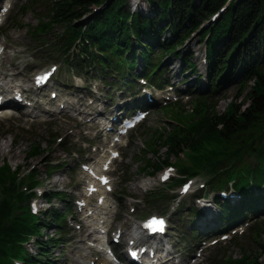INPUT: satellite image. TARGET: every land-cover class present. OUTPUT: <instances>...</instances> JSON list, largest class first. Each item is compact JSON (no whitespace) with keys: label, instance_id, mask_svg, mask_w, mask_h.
Listing matches in <instances>:
<instances>
[{"label":"trees","instance_id":"obj_1","mask_svg":"<svg viewBox=\"0 0 264 264\" xmlns=\"http://www.w3.org/2000/svg\"><path fill=\"white\" fill-rule=\"evenodd\" d=\"M143 1L146 4L144 12L130 10L128 0H50L49 20H38V24L28 26V30L32 36L45 40L44 43H51L45 38L47 33L43 32L52 27L51 19H57L64 27L56 35L54 45L63 51L61 55L65 56L66 65H73L80 71L95 65L100 75L114 74L115 83H120L130 82L138 63L143 66L142 74L156 84L164 74L162 58L177 53L184 40L192 33H198L205 44L209 62L207 88L195 90L197 99L191 102L198 103L191 111L195 122L177 125L164 140L167 150L162 157L153 146L151 151L156 155V162L148 167L153 171L162 162L167 164L170 154L177 156L183 149L193 152L199 148L197 154L177 169L188 177L202 175L203 186L210 191L232 187L243 194L241 201L234 205L220 203L218 221L225 226L227 219L255 209L259 204L264 205V194L254 196L249 190L251 182L259 186L264 176V0ZM224 5L219 17L209 21L211 15ZM92 7L100 8L93 11ZM28 8L26 2H22L13 10L11 18L16 25H20L16 21ZM91 11L90 18L82 20V16ZM166 29L171 37L161 39ZM73 46L79 47L78 53L70 50ZM184 61L185 68L194 67L189 57ZM235 75L242 77L237 83L235 97L242 96V100L247 101L246 106L242 108L231 100L219 113L213 99L224 81L228 82ZM175 106L181 109L178 104ZM201 138L204 143L199 145ZM157 143L162 142L155 140L154 145ZM30 148L27 157L37 156L42 150ZM183 180V177L171 178L166 186L172 188ZM22 184L23 180L19 185L17 172L8 163L0 165V264H15L16 259L25 264H56L46 256L49 254L47 246L57 245L58 240L52 235L43 238L40 229L54 224L57 226L55 234L62 235L65 220L61 218L62 213L47 208L39 225H35L38 219L31 215L27 202L33 192L20 191ZM200 190L202 194L204 189ZM165 197L162 192L150 195L155 199L153 201ZM184 203L179 205L180 208ZM189 209L194 214L192 204ZM29 231L30 235H36L35 255L22 247V242L29 236L23 233ZM252 253L243 252L238 259L229 258L228 264H254L258 256Z\"/></svg>","mask_w":264,"mask_h":264},{"label":"rangeland","instance_id":"obj_2","mask_svg":"<svg viewBox=\"0 0 264 264\" xmlns=\"http://www.w3.org/2000/svg\"><path fill=\"white\" fill-rule=\"evenodd\" d=\"M128 1L130 10L145 11L146 4L143 0ZM5 2L12 4V10L18 9L22 2H26L29 8L20 16L19 21H16L20 25H16L14 19L11 18L13 11L10 14L8 13L9 15L6 13L3 22L0 23V25L3 24L0 28V49L4 47L1 54L3 61L0 63V70L5 64L7 66L6 73L15 72L16 76H22V78L24 77L23 80L30 81L33 73L40 71L37 68L49 63H55L57 65L56 76H54L53 81L48 85L47 89L39 91L41 100L53 101L49 98V90L54 87L59 89V94L61 95L67 90H73V75L79 74L77 76L82 77L83 81L76 80L82 83V86L78 88L79 90H75L76 95L89 93L85 95V98L88 95L91 96L93 99L92 106L101 105L105 109H111L112 113L116 114L115 105L128 100L119 97L123 93L124 88L116 89L118 86L112 85L114 81L111 76L102 79L95 65H90L81 72L80 69H77L73 65L70 67L64 63L65 56L61 55L63 51L58 50L56 45H54V42L57 40L56 35L62 32L64 23H59L57 19H51L52 27L43 32L44 34L47 33L45 38H49L51 43H44L45 40L41 41L32 36L28 30V26L32 27L38 24V20L44 22L49 20L47 14L52 2L50 3V0H5ZM93 11L85 13L82 16V20L89 19ZM168 37H171V33L166 29L160 38ZM77 50L78 47L74 52L77 53ZM178 50L177 53L167 54L162 58L163 61L168 60L164 68H167L170 79L174 81L181 79L183 82L181 87H187V85L191 84L193 86L195 82L205 84L207 75L205 78L202 76V73H206L209 61L206 56V47L204 42L200 40L199 34L192 33L179 46ZM187 57H189L190 61L194 62V67L185 68L186 72H184L182 69L183 64L185 66L184 59ZM141 68L143 66L140 64L138 68L135 67L134 69ZM241 79V75H235L233 79L228 82L224 81L222 84V89L215 97L216 109L219 113H222L227 108L231 100L236 104H240L242 108L246 106L247 101L242 100V96L238 99L235 97L237 83ZM94 86H96L98 91L97 94L93 93ZM202 86L204 88V85ZM25 87L28 86L26 85ZM112 88L114 89L111 92L112 97L107 98V90H111ZM117 92L120 93L116 95ZM169 93H175V96L179 95L174 89L169 90ZM150 97L154 101L152 95ZM85 98L83 100L84 103L86 102ZM182 98L186 100L187 96L183 95ZM196 104L198 103L186 105V107L181 109L176 106L153 105L148 117L140 125L130 130L128 135L118 143L121 156L112 163L111 170L109 171L113 190L108 194L107 198L112 203L113 210H117L116 214L109 213L108 222L111 225L110 231L115 232L118 226H120L123 230L126 229L128 234L132 235L136 221L151 213L152 210H157L159 213L166 214L170 218L171 227L167 238L169 239L171 250L174 249L181 253H186L189 258L193 255L192 246L199 241L203 245L205 243L204 240H206L208 243L204 248L203 257L198 259L201 262L200 264H228L229 258L238 259L242 256L243 252L247 253L249 248H251L253 256H258L254 264H264V231L257 239H254L247 231L233 234L230 230L220 229L208 233L206 229L213 228L211 227L213 217H206L204 220L210 224L204 225L202 222L203 212L196 216L191 215L189 205L196 204L198 209L205 210V206H202L201 203L215 206L217 201H219L216 207H214L215 210L212 207L209 209L212 212L214 211L213 215L219 217L220 201L222 199L216 200V195L212 196V193L208 194L210 190L207 186L202 191L204 197L201 199L203 200H200L198 203L193 198L196 195L194 191L204 182L202 175H198L202 178L193 176L190 179L191 181H188L183 186H180V183L169 190L164 187L165 190L163 189L162 195L166 196L167 202L163 200L153 201L155 199L150 198V195L158 193L159 189H162L163 185L158 180V176H160V172L164 167L173 166L175 170V168H178L179 165L184 164L199 152V148L193 149V152L183 149L177 156L174 155L175 153L173 155L170 154L167 165L162 162L153 171L148 167V164L156 162V155L151 151L153 146L158 150L157 155L162 157L167 150L165 146L167 143L164 140L177 129V125L183 124L185 126L188 122H195V117L191 111H193L192 106ZM34 105L40 107V109L31 111L36 115L35 117L24 115L21 109H14L11 110L12 116L0 118V165L3 166L8 161L11 168L17 172L19 185L21 179L25 181L21 186L23 190L26 189L23 192H33L30 198L28 197L27 202L34 203V211L30 209V206L29 210L33 218L38 219L34 222L35 225H39L43 211L47 208L52 209V212L62 213L61 218L65 220V230L62 232V235L55 234L57 226L54 224L51 226H41L40 234L43 238L52 235L58 240L57 245L47 246L49 254L46 257L52 258L56 264H81L78 259L83 253L88 256L85 258L97 255H90L91 249L84 246L87 242L85 239L87 229H90L88 223L90 224L92 221H89V218H83L84 214L75 204L76 199L80 198L83 187L86 186V182L84 181L85 173L81 169V163L88 160L90 162H86L87 164L95 166L97 160L104 154L103 150L109 145L108 139L105 136H101L99 142L97 140L98 137H94L98 132V127L93 126V123L90 125L84 124L85 120H80L74 114L64 113L67 117L64 116L63 118L53 120L54 115H40L44 103L39 105L35 102ZM87 107L89 108V106ZM69 116H75L78 123ZM155 140L163 144L157 143L154 145ZM203 143L204 138H201L199 145ZM30 147L42 150L37 156L27 157V154L31 152ZM71 150H76L78 154L73 157ZM50 167H52L51 170H49ZM26 174L30 179V187L28 186L27 188L25 185L28 182ZM175 174H177V170H175ZM180 189L186 191L181 193ZM227 189L231 192L227 193L225 197L234 193L232 187H228ZM249 190L252 191L254 196L264 191H255L252 188ZM218 191H215L216 194ZM240 194V198H233L227 201L230 203L235 201L240 202L243 197V194ZM172 196L176 197L177 203L174 200L171 201ZM33 198L34 202H32ZM183 202H185L183 208L180 211L179 209L177 210L176 206H179ZM132 207L134 208L131 210ZM21 208L22 210L24 209L23 206ZM262 212L264 210L254 215ZM21 214H24L23 211ZM240 218L241 216L235 221ZM260 221L264 227V215L261 216ZM199 224L202 225L201 228L204 230V237H197V233L193 234L190 230L191 227L192 229L197 228ZM212 225L220 226V223L215 222ZM229 225L227 221L226 226L229 227ZM243 227L245 225L241 228ZM30 232L23 233V235L29 236L22 242V247L29 254L35 255L37 246L35 243L36 235H30ZM226 232L228 237L221 239V234ZM128 238L125 233L121 236L124 245H126ZM213 238H217V241L211 242ZM248 260L252 261L251 258H248ZM15 263L25 264L24 261L19 259Z\"/></svg>","mask_w":264,"mask_h":264},{"label":"bare ground","instance_id":"obj_3","mask_svg":"<svg viewBox=\"0 0 264 264\" xmlns=\"http://www.w3.org/2000/svg\"><path fill=\"white\" fill-rule=\"evenodd\" d=\"M168 60H164L163 61V63H165L166 64V62H167ZM38 70H42L46 75H47V77H50L53 73H55V70L57 69V65L55 64V63H49V64H46V65H44V66H41V67H39V68H37ZM183 71H184V67H183V69H182ZM184 72H186V71H184ZM1 73H3V77H5L6 75H7V73H4V72H1ZM13 76H15L16 75V73L15 72H13V73H11ZM31 79H32V77H31ZM38 79V78H37ZM53 81V79H51V81L50 82H47V83H45L44 84V86H42V88H45V87H47L48 85H50L51 84V82ZM20 85V83H18L16 86H19ZM76 87H78L77 85H74L72 88H73V90H67V91H65V93H66V95H67V102L68 103H71V106L70 107H76V102H78V99L80 98V95L79 94H77L76 95V91L75 90H79L78 88H76ZM76 88V89H75ZM14 103V101H11V102H9V103H7L6 104V106H5V109H2L1 111H2V115L1 116H7V115H9V111H8V109L11 107L10 105H12ZM84 105H88L89 106V108H90V110H87L86 112H87V114H88V116H90V121H92V120H94L96 117H97V114H98V112H100L101 110H98V109H96V108H94L91 104H89V103H85ZM7 109V110H6ZM82 111H84L83 109H81ZM90 122H84V124H86V125H88ZM0 148H1V146H0ZM107 158V156H105L104 157V159H106ZM103 165H105V160L103 161V162H101V166H103ZM85 192H86V190H85ZM95 201H96V198H95ZM97 206V208H99L100 209V213H96V214H91L92 215V217H94L95 218V220L93 221V222H91V224H92V227H93V229L92 230H89L88 232H87V234H86V238H88V237H90L96 230H97V228L100 226V225H102V224H100L101 223V219L102 218H104V222H103V224L105 223V222H107V224H108V220H109V212H110V210H109V208H108V206H110V203H109V201L108 200H104V202H102V204H100V205H96ZM212 207V209H214L215 210V208H214V206H212V205H206L205 206V210H204V212H203V218H205L206 219V217H211V216H213V212L212 211H210L209 209ZM205 216V217H204ZM115 232H121L120 233V235L122 236L124 233L125 234H127V232H126V229H122V227H119V228H117V230H115ZM130 238H133V237H130ZM95 239H97V243L96 244H100V242H99V237L98 238H95ZM141 244H144V242L143 243H141ZM173 251L174 250H171V249H169V251L167 252V254H169V257L171 258V259H174V257H176L175 256V254H173ZM159 253H163V249H160L159 250ZM170 258L168 259V260H170ZM173 261H175V260H173ZM177 261H179L180 262V259H178ZM93 261H88V260H84V264L85 263H87V264H91ZM98 262V261H97ZM105 264H107L106 262H105Z\"/></svg>","mask_w":264,"mask_h":264},{"label":"snow or ice","instance_id":"obj_4","mask_svg":"<svg viewBox=\"0 0 264 264\" xmlns=\"http://www.w3.org/2000/svg\"><path fill=\"white\" fill-rule=\"evenodd\" d=\"M106 182V181H105ZM157 223H160V224H162L163 222L162 221H157ZM134 255V254H133Z\"/></svg>","mask_w":264,"mask_h":264}]
</instances>
